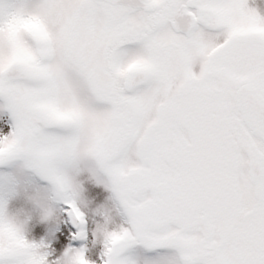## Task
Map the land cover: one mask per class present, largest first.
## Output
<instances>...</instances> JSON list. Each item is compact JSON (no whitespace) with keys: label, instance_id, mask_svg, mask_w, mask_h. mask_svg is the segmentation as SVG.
<instances>
[{"label":"snow or ice","instance_id":"obj_1","mask_svg":"<svg viewBox=\"0 0 264 264\" xmlns=\"http://www.w3.org/2000/svg\"><path fill=\"white\" fill-rule=\"evenodd\" d=\"M0 264H264V0H0Z\"/></svg>","mask_w":264,"mask_h":264}]
</instances>
